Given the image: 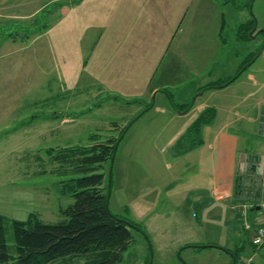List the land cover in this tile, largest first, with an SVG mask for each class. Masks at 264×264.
I'll return each instance as SVG.
<instances>
[{
  "label": "rangeland",
  "instance_id": "374dc122",
  "mask_svg": "<svg viewBox=\"0 0 264 264\" xmlns=\"http://www.w3.org/2000/svg\"><path fill=\"white\" fill-rule=\"evenodd\" d=\"M59 1L46 2L33 18L0 16V214L6 219L11 254L16 252L12 219L25 220L30 213L37 214L44 222L65 218L62 211L73 198L61 194L59 185L71 173H65L55 155L66 147L98 143L115 145L110 163L103 167L106 173L104 185L109 179L108 170H112L108 207L112 212L140 223L144 230L142 222L148 226L150 211L172 205L165 193L173 181L169 175L170 165L185 170L181 165L183 160L174 163L173 154L180 146L171 149L166 145L171 131L160 130L167 117L155 116V111L148 109L154 103L159 104L162 96L158 93L156 102L154 92L151 105L144 108V104L125 102L138 98L147 100L145 92L137 97L116 90L117 87L127 88L133 82L124 84L129 81L127 70L137 63L140 47L143 56L150 59H156L159 53L166 51L173 37L170 29L174 32L178 28L185 13L173 17L176 10L170 5L172 0H135L138 6L134 7L133 3L131 8L117 0H100L93 10V0H87L83 4L84 10L71 12L75 3ZM235 1L238 7L223 5L222 8L225 25L221 38L225 44L222 40L220 45L213 46V38L205 34L204 41L211 38L209 50L183 51L175 55L174 50L180 49L169 48L158 62V69H163L164 63L176 60L208 66L219 63L214 69L221 79H228L226 74L235 76L237 73L233 71L234 65L237 67V63L247 60L249 64L254 63L255 78L264 82V48L258 55L264 43V0ZM247 2L249 7L245 5ZM197 18L198 14L185 15V21H193L199 29H206L210 24L207 15ZM174 23L176 25L172 27ZM241 23H249L247 27L251 29L241 32ZM253 28L256 29L254 33ZM175 39L173 45L178 44L180 36L177 34ZM120 63H125L126 73ZM190 79L195 81V77ZM156 80L153 78L151 83ZM255 89L257 87H251V90ZM201 91L192 92L190 87L183 97L185 102L199 99ZM225 91L242 92L236 84ZM209 93L210 90H206L201 99L207 98ZM174 95V102L184 103L177 94ZM257 98H264V86L254 92V99ZM208 99L229 102L217 95ZM256 137L264 142L261 130ZM258 150L260 153H255L258 162L249 163L253 171L248 168L251 173L239 175L241 178L233 195L236 208L231 209V204L223 203L221 207L211 206L213 214L199 212L203 227L195 232L194 238L198 240L195 245L217 242L218 247H178L173 243V237L159 240L156 232L145 230L143 234L132 229V244L118 264H146L148 257L149 264H233V257L222 250L221 245L229 252L240 248L236 252L239 253L236 264H264V246L252 245L249 228L245 226L255 213L264 215L262 208H247V205H257L264 197V180L256 172V166L262 165L264 160V143ZM184 212L182 205L179 211L182 220H185ZM76 262L82 264L79 259Z\"/></svg>",
  "mask_w": 264,
  "mask_h": 264
},
{
  "label": "crops",
  "instance_id": "0c3cea01",
  "mask_svg": "<svg viewBox=\"0 0 264 264\" xmlns=\"http://www.w3.org/2000/svg\"><path fill=\"white\" fill-rule=\"evenodd\" d=\"M64 1H68L70 5L75 3V7L70 9L71 12L73 10H84L83 4L86 3L85 1L87 0ZM223 1L224 0H191L190 2V0H172L170 5H174L173 8L176 10L173 17H179L182 13H185V15L190 13L198 14L197 19H200L207 15L210 17V24L205 27L206 29H199L197 28L198 24H194L193 21H191V23L188 22L189 19L185 21L184 15L178 28L174 32H172V27L175 26L176 23L172 25L170 35H173V37L166 51L169 48L171 50L172 48H179L180 50L176 49L173 52V54L177 55V53L183 51L198 53L209 50V45H212L210 44L211 38L208 39V42L204 41L203 37L205 34L211 35L210 37L213 38V46L214 44L220 45L222 40H224L221 38V30L225 25L224 11L222 13V8L224 9L223 5H231L235 8V5H233L234 0L227 3ZM46 2L59 3L60 1L0 0V16L5 14L17 19L33 18L36 13H38L39 8ZM98 2H100V0H93V2H91V4H93L92 10L95 9ZM117 2L131 8L135 0H117ZM136 6L138 5L135 3L134 7ZM254 32H256V29ZM177 34L180 36V39L177 45H173L172 42L176 40L175 37ZM214 38L216 39L214 40ZM223 43L225 44V40L222 44ZM131 46L133 45L131 44ZM166 51L159 53L156 59H150L149 56H143L144 51L140 47L137 55V63H135V67L132 64V68L127 70V72L130 73L129 81H124V84L130 81L133 82L127 88L117 87L116 90L128 96H137L145 92L147 100L138 98L142 101L141 104L144 105L151 101L154 92H156V102L159 99L158 93L162 96L160 97L159 104L155 105L154 103L152 107L148 109L154 110L155 116L161 115L167 117V120L160 127V130L169 129L171 131L166 145L171 149L180 146V150L173 154L175 158L174 163L176 164L179 162L178 160H183L181 165L184 166L185 170H179L178 165L175 169L170 165L169 175L173 177V181L170 183L165 193L167 198L172 202V205L167 209L150 211L148 213V226L145 224L146 222L142 223L145 225V230L148 233L156 232L159 240L173 237V243L179 247L180 245L186 246L198 243V240L194 238V236L198 228L203 227V220L200 213L210 212L213 214L214 212L211 206L220 205L221 207L223 203L231 204L229 205L231 209L236 208L233 204V195L234 192H236V183L238 179L241 178L239 175L250 172L249 169H251V167H249V163L253 164L255 161L258 162L255 153H260L257 149H260L261 144L264 143L261 142L260 138L256 137V134L260 131V125L264 121V98L254 99V92L259 89V86H264V82H259L255 78V74L252 72V65L254 63H250L233 83L224 88L210 90L208 97L211 95L223 97L229 100L228 104L221 101H210L208 97L201 99L205 93V91H203V93L199 95V99H195V102L189 110L183 112L176 111L171 105L168 92H170L173 100L174 94H177L181 98L180 101L185 102L187 100L183 97L186 95L187 91H190V87L192 92H197L201 85L219 80L222 76L214 69L219 63H210L211 65L208 66L205 63H179L176 60L172 63H164L163 69H158V62H160L163 56L168 52ZM118 64L119 63H115V65ZM237 64V67L236 65L233 67L234 73L238 71L242 63ZM120 65L122 71L126 73L124 67L125 63H120ZM256 70L257 72L259 71V69ZM226 75L231 77L232 74ZM190 77H195V81L192 82ZM153 78L157 80L151 83ZM135 79H137L138 82H135ZM235 84L238 89L242 91L241 93L231 94L230 91H225ZM253 86L257 87V89L251 90ZM130 92L131 94H127ZM208 107L215 108L216 115L210 124L202 127L201 144L191 149H186L188 143H186V141H181L183 134L197 116ZM235 124L238 126L235 127ZM251 124H254L253 127ZM247 157L248 160H244V158ZM250 160L252 161L249 162ZM245 164L248 166L246 167ZM251 171L253 170L251 169ZM26 200L28 201V198H26ZM263 203L264 197L258 201L257 205H247V208L251 210H259L262 208L264 210ZM182 205L185 211L184 213L186 214L185 220H182L181 215H179V211L182 210ZM256 206H260V208L256 209ZM243 207L246 206L243 205ZM245 215H247L246 211ZM248 223L252 228L264 224V215L257 212L253 216L252 221H248ZM220 239L221 238L217 239V241ZM214 245L218 246L219 244L216 242ZM263 246L264 243L259 247L262 248ZM222 247L226 248V246L221 245V248Z\"/></svg>",
  "mask_w": 264,
  "mask_h": 264
},
{
  "label": "trees",
  "instance_id": "16d2710c",
  "mask_svg": "<svg viewBox=\"0 0 264 264\" xmlns=\"http://www.w3.org/2000/svg\"><path fill=\"white\" fill-rule=\"evenodd\" d=\"M233 5L239 6L235 0ZM245 5L249 7L250 1L249 5L248 2ZM249 23H241L239 30L249 31ZM263 48L264 43L258 55ZM248 62H242L235 76L208 82L201 85L198 91L227 86L249 65ZM168 97L173 108L181 112L189 110L195 102L193 99L184 103L174 102L170 92ZM125 103L141 104L142 101L134 99L126 100ZM150 105L151 102L146 103L144 108ZM215 115V108L208 107L197 116L181 138V141L188 143L186 149L201 144L202 127L210 124ZM127 127L128 125L124 128V133ZM114 147L115 145L109 143H98L66 147L56 153L55 158L61 163V168L65 173H71V176L61 180L59 185L61 194L73 198V202L62 211L65 218L58 222H44L37 214L30 213L25 220L12 219L11 228L16 252L11 254L7 244L6 219L0 214V264H79L77 259L81 260L82 264H118L122 261L124 253L132 244L131 230H138L136 227L144 233L145 230L140 223L116 214L108 207V180L104 185L106 173L103 167L105 163H110ZM108 176L109 170L107 179ZM188 246L190 245L185 247ZM222 250L229 251L224 247ZM235 251L239 252L240 248ZM236 252L232 253L237 260L239 253ZM146 264H149V257Z\"/></svg>",
  "mask_w": 264,
  "mask_h": 264
},
{
  "label": "built area",
  "instance_id": "2783aa9c",
  "mask_svg": "<svg viewBox=\"0 0 264 264\" xmlns=\"http://www.w3.org/2000/svg\"><path fill=\"white\" fill-rule=\"evenodd\" d=\"M260 130L264 132V121L260 125ZM256 172L258 176L264 180V160L262 165L256 166ZM264 207V203H263ZM247 228H249V237L252 245L261 246L264 243V224L258 225L255 228H252L251 225L246 221Z\"/></svg>",
  "mask_w": 264,
  "mask_h": 264
},
{
  "label": "water",
  "instance_id": "95a60500",
  "mask_svg": "<svg viewBox=\"0 0 264 264\" xmlns=\"http://www.w3.org/2000/svg\"><path fill=\"white\" fill-rule=\"evenodd\" d=\"M254 30H255V28H253L251 31L252 32H254ZM202 92L203 91H201L199 94H202ZM156 93V92H155ZM153 105V104H152ZM119 142V141H118ZM113 159H114V154H113V156H112V163H111V165L113 164ZM112 168V167H111ZM111 172H112V170L110 169V171H109V179H108V185H109V187H108V196H107V198H109V196H110V185H111ZM256 209H259L260 208V206H256L255 207ZM137 229H138V231H140V232H142L143 234H145L143 231H141V229L140 228H138V227H136ZM194 246H196V247H205V246H214V247H218L217 245H214V244H207V245H194ZM232 257H233V264H236V262H235V255L232 253V252H228ZM150 262H151V260H150ZM184 264V263H183Z\"/></svg>",
  "mask_w": 264,
  "mask_h": 264
},
{
  "label": "bare ground",
  "instance_id": "6f19581e",
  "mask_svg": "<svg viewBox=\"0 0 264 264\" xmlns=\"http://www.w3.org/2000/svg\"><path fill=\"white\" fill-rule=\"evenodd\" d=\"M112 186V185H111ZM110 189H112L111 187H110Z\"/></svg>",
  "mask_w": 264,
  "mask_h": 264
},
{
  "label": "flooded vegetation",
  "instance_id": "af4514ba",
  "mask_svg": "<svg viewBox=\"0 0 264 264\" xmlns=\"http://www.w3.org/2000/svg\"><path fill=\"white\" fill-rule=\"evenodd\" d=\"M258 32H260V31H258ZM249 63V62H248Z\"/></svg>",
  "mask_w": 264,
  "mask_h": 264
}]
</instances>
